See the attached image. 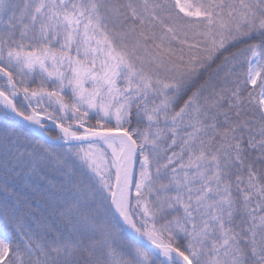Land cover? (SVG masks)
<instances>
[{
	"label": "snow or ice",
	"instance_id": "snow-or-ice-1",
	"mask_svg": "<svg viewBox=\"0 0 264 264\" xmlns=\"http://www.w3.org/2000/svg\"><path fill=\"white\" fill-rule=\"evenodd\" d=\"M0 264H264V0H0Z\"/></svg>",
	"mask_w": 264,
	"mask_h": 264
}]
</instances>
